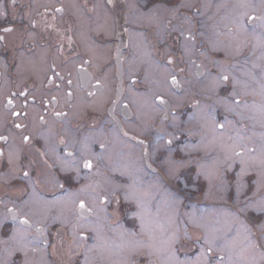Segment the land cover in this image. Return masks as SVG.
<instances>
[{
    "label": "flooded vegetation",
    "instance_id": "1",
    "mask_svg": "<svg viewBox=\"0 0 264 264\" xmlns=\"http://www.w3.org/2000/svg\"><path fill=\"white\" fill-rule=\"evenodd\" d=\"M102 1L113 21L114 32L110 35L106 29L109 17L101 6ZM148 1L147 4L131 6L127 3L129 0H0V264H45L38 261L43 257V247L47 264H65L62 263L65 248L58 244L63 243L65 237L71 242V237L78 234L83 235V243L74 253L72 261L66 264H110L102 263L98 258L85 259L86 254L80 253L85 243L88 245L84 252L92 251L93 237L98 232L92 227L89 230L81 229V222L89 219L96 221L94 206L98 201L106 203L110 210L113 194L119 205L125 204L129 210H135L134 204L126 200L130 185H124V172L118 169L119 163L124 167V159L121 161V155L116 152L120 144L139 147L144 155V160L142 157L140 161L142 166L145 165L148 176H159L165 180L161 174L167 165L164 166L161 161L160 153L162 151V154L172 156L167 146L174 143L170 137L166 139L163 136L165 143L162 144V136L157 131L158 123H154V129L151 128L145 135L140 131L144 128L143 115L129 99L128 80L137 83L142 79L130 74L127 51L133 36L127 30L144 31L143 39L148 44L159 42L150 32L152 25L136 26L133 21L128 22L126 16L136 11H159L168 34L162 43L171 44L177 41L175 27L180 24L187 27L185 22H177L176 11L179 18L184 13L187 16L191 5L181 6V0ZM235 2L230 10L245 13ZM256 8L247 12L251 13L246 18L250 24L253 20L255 23L262 21L264 5H257ZM234 29L230 27V31ZM187 37L192 38L190 33H187ZM109 45L112 57L98 67L97 59L110 53L104 50ZM91 46L98 47L99 51ZM25 56L34 58L25 61ZM242 56L239 55L240 58L236 60H244ZM250 56L253 61L264 59L261 51H251L246 58ZM153 57L158 61L161 59L158 52ZM207 57L206 53L201 52L193 57L190 65L183 64L176 69L177 72L172 71L167 79L169 90L180 95L190 87L186 81L194 77L197 80L205 79L209 74ZM162 62L170 65L164 60ZM222 63L227 65L228 61L223 60ZM22 66L38 69L39 72L32 71L25 75ZM142 70H145L146 76V68L141 67L139 72ZM253 72L255 88L264 89V67L258 70L253 66L251 75ZM227 76H223L224 81ZM107 80H110L108 84ZM230 84L231 79L226 85ZM107 91L109 94H106ZM104 94V99H100ZM158 98H164L169 103L170 109L165 110L164 119L161 120V124L166 125L174 99L170 94H159L155 101L164 109L165 104L159 103ZM95 99L99 100L97 108H94ZM240 99H237L238 103ZM180 108H193V104L186 101ZM158 120L160 115L153 121ZM254 139L251 154H256L261 145V137ZM121 149L124 151V146ZM133 150L134 154H138L136 149ZM244 152V149H240L238 154ZM188 154L176 150L173 157L181 162ZM86 163H90V167H86ZM226 173L234 185L244 184L235 170ZM126 181L131 182V179ZM171 181H166L168 187L177 192V184ZM249 187L252 196H247L246 202L241 203L230 193L227 202L225 200L219 205L243 216L257 240L255 248L264 250V208L252 205L264 199V188ZM71 195L73 201L69 200ZM182 198V204L189 200ZM248 199L251 209L247 207ZM73 202L72 208L67 209L70 216L63 218L66 206ZM49 204H52L50 208ZM81 205L89 211L88 214L82 212ZM156 205L151 208H158ZM130 217L132 224L128 225V229L137 233L141 228L139 221ZM107 220H110L111 228L123 225V222L127 228L124 217ZM110 236L112 244L115 242L113 248L118 249L119 243L123 242L122 235L110 232ZM130 247L137 248L138 245ZM30 248L32 252L41 254L33 255ZM234 259L236 262L242 260Z\"/></svg>",
    "mask_w": 264,
    "mask_h": 264
},
{
    "label": "rangeland",
    "instance_id": "2",
    "mask_svg": "<svg viewBox=\"0 0 264 264\" xmlns=\"http://www.w3.org/2000/svg\"><path fill=\"white\" fill-rule=\"evenodd\" d=\"M234 1L181 0V6L191 5V9L187 16L184 13L183 17L179 18L177 11L175 16L178 23L185 22L187 27L184 24L175 27L177 41L171 44L162 43L165 40L164 36L167 37L168 34L162 19L163 15L159 11H136L126 16L129 18L128 22L133 21L136 26L152 25L150 32L159 42L155 45L148 44L143 39L144 31L140 33L138 29L127 30L130 36H133L127 51L130 74L142 79L137 83L128 80V94L129 99L140 108L143 115L144 128L140 131L145 135L151 128L154 129V123H158L160 125L157 131L162 136V144L165 143L163 139L165 136L166 139L170 137L174 143L172 146H167L168 153H172V156L171 154L168 156L167 153L162 154V151L160 153L161 161L164 162V166L167 165L161 176L165 177L166 181L170 179L171 182L176 183L177 192H173L168 187V183L159 176H148L145 165L142 166L140 161L144 155L140 153L139 147L126 143L120 144L116 152L118 151L121 155L119 156L121 161L124 159V167L119 163L118 169L124 172V185H130L127 188L126 198L132 199L126 200L134 204L135 210L131 211L125 208V205L124 207L123 204L119 205L115 194L112 195L113 205L110 210L107 209L106 203L98 201L94 206L96 221L89 219L82 220V224L80 223L83 230H89L92 227L98 231V234L95 233L93 237L95 242L91 243V252H84L88 243H85L84 248H80V253L82 251L86 254L85 259L98 258L102 263L110 262V264H133L141 258L146 260L144 264H155L156 257L160 255L164 264H209L211 260L207 256L208 249L206 250L205 247L208 245L215 255V264H263L264 250L260 247L255 248L257 240L249 222L226 206L222 208L219 205L225 200L227 202L230 193L244 203L247 196L248 198L252 196L249 186H254L256 189L264 188V89L255 88L253 78L255 73L251 75L253 66L254 69H263L264 59L253 61L252 56L246 58L247 54L251 51L254 53L255 50L263 52L264 56V13H261L263 16L261 23L260 21L255 23V20L251 21V18V24L246 21V18L251 15L247 12L257 9V5H264V0H236L235 4L245 13H238L237 9L235 12L230 10ZM127 3L135 6L147 4L149 1L129 0ZM101 6L109 17L107 33L113 34L112 17L109 12L107 13V7L103 1ZM75 10L79 9L75 8ZM125 11L124 8V14ZM230 27L235 28L234 31H230ZM157 31H160L159 35ZM187 33H190L192 38L187 37ZM110 47L111 45L105 46L104 50L110 52L112 51ZM156 52L161 55L159 61L153 57ZM201 52L208 55L206 66H209V74L203 80H197L194 77L186 81L190 87L185 93L173 94L169 90L168 76L183 64L190 65L193 57L200 55ZM239 55H243L244 60H236L240 58ZM111 57L110 52L102 59H97V66L101 67ZM33 58L25 56L24 60L31 61ZM162 59L170 65L163 64ZM223 60H227L228 64L223 65ZM141 67L146 68V76H144L145 70L139 72ZM22 71L25 75L32 71L39 72L38 69L27 66H22ZM109 72L112 73L111 68ZM224 75H228L226 81L223 80ZM230 79V86L226 85ZM107 81H105L106 84L110 80ZM108 91L106 94H109ZM161 93L170 94L174 99V107L166 118L168 121L166 125L161 124L165 109L155 101ZM106 94L100 96V99L103 100ZM239 98L241 99L238 103ZM95 100L97 101L94 108H97L99 100ZM186 101H191L193 108H180ZM87 104L90 105V103ZM158 115H160V121H153ZM256 136L261 137V145L256 154H251L250 149ZM179 138L181 140H178ZM123 146L124 151L121 149ZM133 149H136L138 154H134ZM240 149L245 150L242 155L238 154ZM176 150L189 154L180 162L173 157ZM157 163L156 161L155 164ZM160 164L163 163L160 162ZM190 167L194 168L188 170ZM228 170H235L244 184L238 186L230 182L226 173ZM127 179H131V182H127ZM137 190L143 191V195L140 196ZM97 191L105 192V190ZM182 195L189 199L185 204H182ZM71 196L69 200L73 201L74 197ZM203 200L211 204L205 205L200 202ZM263 202L264 199L252 205L264 208ZM52 203L56 204V202ZM73 204L74 202L66 206L63 218L70 216L67 209H71ZM152 205L158 208L153 210ZM51 206L52 204H49L48 208ZM247 207L252 208L249 199ZM247 207L245 205V208ZM125 210L129 214L128 218L126 217L127 228L124 227V222L123 225L111 228L110 220L107 219L124 217ZM130 216L139 221L141 228L139 234H136L138 238L132 230L130 232L128 229V225L132 224ZM150 216L152 217L151 227L146 223V217ZM72 223L74 224L75 221L72 220ZM110 232L123 237V242L119 243L118 249L113 248L115 242L112 244ZM82 237V234L72 236L71 242H68L65 237L63 243L58 244L65 248L62 263L72 261L74 253L83 243ZM155 241H159L160 245L156 246ZM123 243L124 246L121 247ZM133 244H138V247H130ZM194 246H197L195 251ZM139 247L145 251L136 252L142 251ZM59 248H57L58 253ZM41 249L44 253L42 259L38 261L47 264L45 248ZM245 252L248 254L246 257ZM39 253L32 252L33 255ZM143 255H149L150 260L142 258ZM168 257H171L173 261H169ZM234 257L244 262L242 260L236 262ZM32 261H34L33 258Z\"/></svg>",
    "mask_w": 264,
    "mask_h": 264
},
{
    "label": "bare ground",
    "instance_id": "3",
    "mask_svg": "<svg viewBox=\"0 0 264 264\" xmlns=\"http://www.w3.org/2000/svg\"><path fill=\"white\" fill-rule=\"evenodd\" d=\"M91 48L93 49V50H96V51H99V48L98 47H96V46H91ZM137 192H138V194L140 195V196H142L143 195V191H138L137 190ZM146 223H147V225L149 226V227H151V223H152V217L150 216V217H146ZM238 241H239V239H238ZM159 242V241H158ZM157 241H155L154 243L156 244V246H158V245H160V243H158ZM248 254H246V252L244 253V256L246 257ZM168 260L169 261H171L172 260V258L171 257H168ZM173 261V260H172Z\"/></svg>",
    "mask_w": 264,
    "mask_h": 264
},
{
    "label": "water",
    "instance_id": "4",
    "mask_svg": "<svg viewBox=\"0 0 264 264\" xmlns=\"http://www.w3.org/2000/svg\"><path fill=\"white\" fill-rule=\"evenodd\" d=\"M121 72H122V69H121ZM200 76H201V74H200ZM120 79H121V74H120ZM159 101H160L161 103L165 104L166 108L169 109V103L166 101V99L161 98V99H159ZM147 158H148V160H149V156H147ZM83 211H84V212H83ZM82 212H83V213H87V214L89 213V211H87L86 209L83 208V205H82Z\"/></svg>",
    "mask_w": 264,
    "mask_h": 264
},
{
    "label": "snow or ice",
    "instance_id": "5",
    "mask_svg": "<svg viewBox=\"0 0 264 264\" xmlns=\"http://www.w3.org/2000/svg\"><path fill=\"white\" fill-rule=\"evenodd\" d=\"M6 31H10V29H6ZM173 79H175V78H173ZM85 166L90 167V163H86Z\"/></svg>",
    "mask_w": 264,
    "mask_h": 264
},
{
    "label": "trees",
    "instance_id": "6",
    "mask_svg": "<svg viewBox=\"0 0 264 264\" xmlns=\"http://www.w3.org/2000/svg\"><path fill=\"white\" fill-rule=\"evenodd\" d=\"M194 167H192L191 169H193Z\"/></svg>",
    "mask_w": 264,
    "mask_h": 264
}]
</instances>
